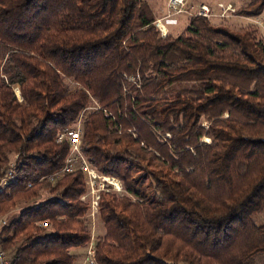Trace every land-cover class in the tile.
<instances>
[{"label": "trees", "instance_id": "trees-1", "mask_svg": "<svg viewBox=\"0 0 264 264\" xmlns=\"http://www.w3.org/2000/svg\"><path fill=\"white\" fill-rule=\"evenodd\" d=\"M263 10L252 0L243 14ZM154 20L143 0H0V179L17 156L0 191L10 264H76L90 239L82 175L45 178L68 153L57 133L81 115L87 162L124 190L101 194L96 264L264 254V41L205 18L159 38Z\"/></svg>", "mask_w": 264, "mask_h": 264}, {"label": "built area", "instance_id": "built-area-1", "mask_svg": "<svg viewBox=\"0 0 264 264\" xmlns=\"http://www.w3.org/2000/svg\"><path fill=\"white\" fill-rule=\"evenodd\" d=\"M216 10L208 7L205 4H192L191 0H167L165 5V16L156 19L154 25L160 32L161 37H165L167 29L164 25L166 20L172 19L177 16L190 17L191 18H205L210 19L213 17H226L229 12H232V6L230 4H216ZM252 23L260 30L264 32V21L254 20ZM125 77V76H124ZM128 81L139 88L138 76L129 77ZM17 89L15 90L18 96ZM82 116V115H81ZM81 116L77 121L69 128H65L59 131L55 137V142L58 144L66 143L68 146V153L64 159L63 165L60 169L53 174L45 177L47 180L52 181L60 179L65 175L74 173H80L82 175L83 186L85 192L80 196L79 200L86 205L87 219L90 227V239L81 248L83 254L80 262L76 264H96L95 255V227L96 220L99 211V202L102 193H112L116 195H122L124 193L122 183L119 179L101 174L97 172L86 160L81 151L82 129H81ZM208 142V141H207ZM16 160L17 156H14L7 165L3 177L0 179V191L15 180L16 176ZM31 184L27 185V189L31 188ZM6 223V218H0V227ZM39 227H47V222L38 223ZM0 264H10V261L6 253L0 248Z\"/></svg>", "mask_w": 264, "mask_h": 264}, {"label": "rangeland", "instance_id": "rangeland-1", "mask_svg": "<svg viewBox=\"0 0 264 264\" xmlns=\"http://www.w3.org/2000/svg\"><path fill=\"white\" fill-rule=\"evenodd\" d=\"M146 2L152 12L153 15H155V20L160 19L165 16V5L167 0H143ZM192 4H205L208 7H211L213 10H216V4L217 3H222V4H230L232 6V12H229L226 17H223L222 19L220 17H213L210 18L211 23L214 26H221L224 27L225 29L233 32V33H244V32H254L256 34L257 39H261L264 41V32L260 30L252 23V21L260 20L264 21V10L261 13L260 16L257 17H246L243 12L246 10L252 0H191ZM192 19V18H191ZM154 20V21H155ZM190 21V17H183V16H177L172 19L166 20L164 22V25L167 29V34L165 37L169 36L171 38H176L180 36L183 31L188 27ZM154 25V24H153ZM155 26V25H154ZM156 27V26H155ZM157 29V27H156ZM158 31V30H157ZM159 33V38H165L161 37L160 32ZM132 77V76H129ZM70 88L75 87L74 83H70L66 81ZM135 86L134 84H132ZM19 93V91H17ZM87 112H92L95 110H101L100 106L97 104H92V106H89L87 109ZM106 113V111H104ZM85 113V112H83ZM202 125L204 127H208V124L203 121ZM133 131V130H132ZM134 132V131H133ZM134 136V135H133ZM202 141L207 143L209 142V138L203 137ZM25 203H19L17 205V211L16 209L13 210L9 216H12L15 212L18 213L21 210V207L25 206ZM8 217V216H7ZM256 222L259 225H264V211L260 213L256 218ZM96 227H95V234H100L103 233V226L102 223L99 221V219L96 220ZM77 251V262L81 261L82 254H83V249H77L74 250ZM81 264V263H80ZM252 264H264V254L257 255L253 258Z\"/></svg>", "mask_w": 264, "mask_h": 264}, {"label": "crops", "instance_id": "crops-1", "mask_svg": "<svg viewBox=\"0 0 264 264\" xmlns=\"http://www.w3.org/2000/svg\"><path fill=\"white\" fill-rule=\"evenodd\" d=\"M74 250H77V249H74ZM74 250H72V253L78 254V252L77 251H74Z\"/></svg>", "mask_w": 264, "mask_h": 264}]
</instances>
